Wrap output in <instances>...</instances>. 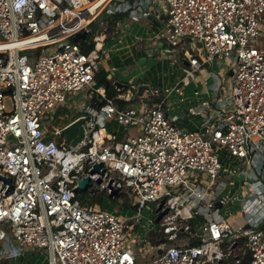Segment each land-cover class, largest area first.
Segmentation results:
<instances>
[{
	"label": "built area",
	"instance_id": "built-area-1",
	"mask_svg": "<svg viewBox=\"0 0 264 264\" xmlns=\"http://www.w3.org/2000/svg\"><path fill=\"white\" fill-rule=\"evenodd\" d=\"M162 1L154 12L156 0H0V264H24L37 252L47 264H264V226L256 218L264 209L262 180L237 168H250L257 153L264 166V0ZM103 14L163 21L162 50L184 70L178 95L210 62H230L225 105L202 101L210 117L190 128L171 110L169 89L108 98L95 74L101 37L117 33L101 19L93 34ZM80 32L88 35L74 41ZM89 38L94 45L85 51ZM84 88L102 102L75 118L83 119L84 135L73 144L63 131L71 121L56 127L49 113ZM116 98L133 104L120 107ZM225 159L235 161L228 175H243L251 197L219 192ZM86 175L89 186L79 190ZM85 193L127 198L136 207L131 233L121 213ZM162 200L167 212L158 218ZM236 201L243 222L216 216ZM146 208L165 239L148 259L130 244L136 226L143 237L153 228L140 229ZM198 217L204 222L193 230L189 220Z\"/></svg>",
	"mask_w": 264,
	"mask_h": 264
},
{
	"label": "crops",
	"instance_id": "crops-1",
	"mask_svg": "<svg viewBox=\"0 0 264 264\" xmlns=\"http://www.w3.org/2000/svg\"><path fill=\"white\" fill-rule=\"evenodd\" d=\"M158 10L159 7L155 6L153 11L158 12ZM103 17L110 25V30L117 33L113 38L107 33L106 37H101L100 40L102 50L99 67L100 69L106 70V79L112 84L116 86L115 83H118V86H125L126 89L128 86L132 87V89L133 86H135L137 89L133 92L137 94L138 89L141 86L143 87V90L148 86L169 89L171 91L169 99L171 110L177 115L178 113L176 110L185 108L182 115L183 117H181V124L190 128H198L202 124L205 125L207 122L206 119L210 117L207 112L206 114L204 113L201 104L202 101L209 100L214 109L225 105L226 98L223 97L224 94H222V90H218V85H216L217 78L216 76H212L206 67L198 72L196 78L193 79L189 85L183 88L184 94L178 95L175 88L176 86L179 87L181 85L179 83H181L180 81L184 76V70L180 60L172 58L162 50V42L157 36V31L159 27L163 25V21L156 20L153 16L137 22H133L126 15L120 14L115 16L105 15ZM163 18L165 20L166 16ZM87 42H91V39H88ZM91 43L94 45V42ZM199 74H201V88L195 87L193 94L191 93V90L186 92V87L189 88L190 85L196 86V83L193 84V81L197 80ZM101 86L104 87V83H101ZM196 90L198 91L197 93H195ZM181 97L183 99L179 100ZM185 97L187 99L190 98L192 104L187 105ZM89 107H92V103L91 105H86L84 108L88 109ZM198 112L201 114L203 113V116H200ZM77 116L78 115L58 119L55 121V126H63ZM260 157H262V153H257L254 156L255 164L250 168H247L243 164H239L238 167L244 166L245 168L241 171L248 170L250 175L260 178L262 180L261 190H264V166L261 163ZM235 164L234 160L229 161L228 159H225L224 166L227 169V172H224L221 176L230 178V181L226 182L222 180L218 184L219 192L229 193L232 196L235 193H241L244 196L251 197V189L247 186V183L242 180L243 175L236 180L228 175L229 170L234 169ZM241 208L242 206L239 204V201H236L231 205H226L222 208L220 207V213H217L216 216L218 218H225L234 223H238L240 219L242 220L241 222H243L244 220L242 217L238 215ZM260 212V215L258 214L256 218H259V225L264 226V209L262 210L261 208ZM261 216L262 219H260ZM210 217L213 218L212 216ZM192 240L195 239L192 238ZM155 245L157 244L155 243L154 246Z\"/></svg>",
	"mask_w": 264,
	"mask_h": 264
},
{
	"label": "rangeland",
	"instance_id": "rangeland-1",
	"mask_svg": "<svg viewBox=\"0 0 264 264\" xmlns=\"http://www.w3.org/2000/svg\"><path fill=\"white\" fill-rule=\"evenodd\" d=\"M162 2H165V1L156 0L157 4L155 6L159 7V4H161ZM103 16H105V15L104 14L101 15L97 19V21L93 23V25H92L93 34H94L95 30L98 29L100 20L104 19ZM261 30H262V32H264V24L261 26ZM24 52H31V51L30 50H24ZM99 64H100V61H99ZM230 68H231L230 62L227 61V63L223 64L220 60L212 61L209 63L208 66H206V69L208 70V72L210 71V74L212 76H216V78H217L216 79L217 80L216 85H218L217 86L218 90L219 89L222 90V94H225V93H227V91H229L228 85L231 86V84L229 82V75H230L229 70H230ZM198 77H197V80L193 81V84L196 83V86L190 85L189 88L186 87L185 88L186 92L191 90V93L193 94L195 87L201 88V84H200L201 74H199ZM133 91H134V89H132V87L128 86L127 89H125V91L118 92V94H121L123 97H125V96L127 97V96H130L133 93ZM93 96H94V94L90 88H84L82 90L72 91L68 94L67 100L63 104L58 105L57 108L55 110H53V112L49 113L50 114L49 116L52 119L57 117L56 121L58 119L65 118V117H74V116L78 115L80 112H83V110L85 109L84 107L86 105H91V103L93 102L92 101ZM186 97H188V96H186ZM186 97H185V99H186L185 102L187 103V105L192 104L191 103L192 100L190 98L187 99ZM59 108H63V109H61L59 111L58 115H56L55 113H56L57 109H59ZM184 110H185V108H181L179 110H176L179 118L182 117ZM46 123L48 124V127L51 126L50 121L46 120ZM112 124L116 126L117 121L116 120L112 121ZM130 126L133 128L134 124H131ZM131 132L135 133L136 131L132 130ZM244 168H245L244 166L238 167L239 170H243ZM222 180L229 182L230 178H225V177L221 176L217 179V183H220ZM235 180H236V178H235ZM101 196H102V200L99 201L98 198ZM88 197H90L92 200H95L98 203V205L102 208L104 207L106 209L121 213L126 218V224L128 225L127 232L131 233L130 227H131V224L133 223V220L131 219V215L134 212H136V207H133L132 204L128 205L125 203H122L120 205L119 201L112 200L110 198L104 199L103 193H96L94 196L89 194V193L83 194L84 199H87ZM151 205L154 206L153 203H151ZM142 216H143V220H141V223L139 224L140 226L142 225L140 229L141 230L145 229V228L150 229V227H153V228H151L152 230L149 231V234L146 237H143L145 234L142 233L141 234L142 236H139L138 226H136L135 227L136 234H134V236L130 238L131 239L130 244L135 249L141 251L140 254H141L142 258L148 259L151 256L155 255V251L152 250L151 245L154 246V244L157 243V241L159 239H161L162 237L164 238V234H163L162 230L158 229L156 224L155 225L150 224L149 220H147V218L150 217L148 208L143 209ZM145 225H146V227H145ZM182 240L183 239H179V241H182ZM19 250L22 251L21 249H19ZM149 252H152V253H149ZM30 256H32V259L30 260V257L26 258L24 261V264H47V256L44 253L37 252V253L32 254Z\"/></svg>",
	"mask_w": 264,
	"mask_h": 264
},
{
	"label": "water",
	"instance_id": "water-1",
	"mask_svg": "<svg viewBox=\"0 0 264 264\" xmlns=\"http://www.w3.org/2000/svg\"><path fill=\"white\" fill-rule=\"evenodd\" d=\"M86 34L85 32H80V33H77L75 36H73V40L74 41H80L81 39H84L86 38ZM106 76H107V73H106V70L105 69H100L99 71L96 72L95 74V81L97 84H101V83H104V88L106 89L110 84L111 82L106 79ZM117 86H118V83H115ZM147 88V87H145ZM143 90V87H139L138 89V94H142V91ZM92 101L95 102L96 104H100V99L97 95H94L92 97ZM83 119L82 118H79V119H74L73 121H71L68 125H66L63 129L64 131V134L67 138V141L68 142H71L73 144L77 143L80 141V139L83 137L84 135V127H83ZM201 131L202 132H206V127H202L201 128ZM102 166V164H96L94 166V168L90 171V173H94L95 171H98L100 169V167ZM7 181H11V178L8 177L6 178ZM89 183H90V176L89 175H86L82 178L79 179V182H78V189L79 190H86L89 186ZM96 189H92V192H95ZM117 193V190L114 189L110 194L109 196L112 197L114 196L115 194ZM163 202L164 200L161 201L158 209H157V212H158V218H160L161 216H163L167 210L165 209H162V205H163ZM162 252V248H160L158 250V253H161Z\"/></svg>",
	"mask_w": 264,
	"mask_h": 264
},
{
	"label": "trees",
	"instance_id": "trees-1",
	"mask_svg": "<svg viewBox=\"0 0 264 264\" xmlns=\"http://www.w3.org/2000/svg\"><path fill=\"white\" fill-rule=\"evenodd\" d=\"M120 15H123V14H120ZM83 46H84V50L85 51H89L92 47H93V43H90V44H87L86 42H83ZM40 49H38L39 51ZM97 87L101 86V84H97L96 85ZM106 94H107V97L108 98H114L116 95H117V90H116V86L114 84H110L107 88H106ZM115 101L119 104L120 107H127V106H130L133 104V101L131 100H124V99H118L116 98ZM91 195H95V194H91ZM99 201L102 200V196L98 198ZM95 201V200H93ZM117 201H121L122 203H125V204H130L129 203V200L127 198H124V197H118L117 198ZM204 222V219L203 217H198V218H195V219H192V220H189V223L191 225V227L195 230L197 225ZM165 241V239L162 237L161 239H159L157 241L156 244L158 243H161ZM191 243H197L199 241L197 240H191L190 241Z\"/></svg>",
	"mask_w": 264,
	"mask_h": 264
},
{
	"label": "bare ground",
	"instance_id": "bare-ground-1",
	"mask_svg": "<svg viewBox=\"0 0 264 264\" xmlns=\"http://www.w3.org/2000/svg\"><path fill=\"white\" fill-rule=\"evenodd\" d=\"M151 217L147 218V220H149ZM145 219V218H144Z\"/></svg>",
	"mask_w": 264,
	"mask_h": 264
}]
</instances>
